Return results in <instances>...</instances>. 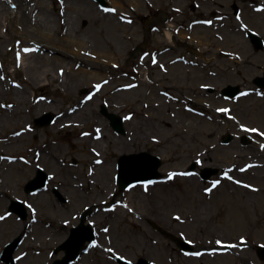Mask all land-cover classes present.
Segmentation results:
<instances>
[{
	"label": "rangeland",
	"instance_id": "1",
	"mask_svg": "<svg viewBox=\"0 0 264 264\" xmlns=\"http://www.w3.org/2000/svg\"><path fill=\"white\" fill-rule=\"evenodd\" d=\"M0 1V72L7 87L0 98V216L13 201L36 209L28 207L26 221L15 214L0 221V252L23 236L17 264H52L64 255L55 250L91 208L88 222H95L98 243L74 264H118L116 252L134 263L264 264L257 253L264 246V137L239 126L264 131V90L253 82L264 69L208 61L211 52L218 54L213 44H226L202 26L190 28L203 18L190 10L199 0H104L117 15L102 14L95 0H40L43 8L38 0ZM243 40L231 37L227 46L248 60ZM29 48L39 52L24 51ZM48 51L61 53L53 54L60 61L46 62ZM228 86L248 94L227 99L222 91ZM104 105L123 118L125 134L112 128ZM48 113L56 115L53 124L37 127L35 119ZM123 149L160 157L162 178L147 190L138 184L118 192ZM37 168L49 184L31 195L24 188ZM208 168L218 172L206 181L201 173ZM172 172L191 175L170 178ZM215 180L220 184L206 193ZM177 238L193 240L191 249L182 250ZM196 252L202 255H191Z\"/></svg>",
	"mask_w": 264,
	"mask_h": 264
},
{
	"label": "flooded vegetation",
	"instance_id": "2",
	"mask_svg": "<svg viewBox=\"0 0 264 264\" xmlns=\"http://www.w3.org/2000/svg\"><path fill=\"white\" fill-rule=\"evenodd\" d=\"M199 3L198 5H192L190 8L192 12L198 11L200 16L203 17L198 20L197 26H202L204 30H210L214 38L221 44H226L224 46H219L216 43L213 44L218 54H213L211 52L212 56H209L208 61L211 63L216 61L221 62L219 61V59H221L227 62L233 61L247 66L250 69H264L262 65L264 62V11L258 10L264 5V0H199ZM105 8H116L117 11L104 12L101 10L103 12L102 14L117 15L118 8L116 6H109L106 2ZM157 13L160 14V11ZM120 17H124V19L120 20L125 23L132 24L133 22L128 16ZM253 19L260 20V24H255ZM208 20H211L212 23H204V21ZM244 25H247V28H245ZM154 29L157 30V28ZM168 32L172 35V31H167V33ZM231 37L244 38L243 42L248 46L245 50L250 56V58H247L248 60L243 57L242 53H238V50L227 46L228 39ZM203 39L205 38L202 36V40ZM200 43L202 44L201 40ZM202 56L203 53L200 51V58ZM259 78L264 79V74L263 76H256L253 82Z\"/></svg>",
	"mask_w": 264,
	"mask_h": 264
},
{
	"label": "water",
	"instance_id": "3",
	"mask_svg": "<svg viewBox=\"0 0 264 264\" xmlns=\"http://www.w3.org/2000/svg\"><path fill=\"white\" fill-rule=\"evenodd\" d=\"M264 87V84L262 85ZM229 93L234 96L238 92V88H229ZM227 90V91H228ZM53 115H47L44 120H37V123L40 125L49 124L53 120ZM111 119L113 122V126L117 131L123 132L122 120L111 115ZM161 166V161L156 157H151L147 154H138L133 156H126L123 157L120 161V174H119V183L121 189L127 187L131 183H136L140 180H154L159 176L158 168ZM205 176L209 177V173ZM46 182L45 175L41 174L36 180L31 182L28 187L27 191L32 189H40ZM16 205V204H14ZM12 210H16V208H12ZM84 226L81 225L79 229L73 231V236L71 239L65 243L59 250H66V257L63 260L57 261L55 264H70L71 262L75 261L82 249L83 244L87 239L93 240L92 233L88 237L81 241H77V232L84 230ZM20 240H17L15 245H12L13 249L8 251V259L10 260L11 253L14 251L15 247H17ZM181 246L184 247L183 244ZM260 256L264 258V249L260 250ZM126 264V263H125ZM138 264H148L146 261L141 260Z\"/></svg>",
	"mask_w": 264,
	"mask_h": 264
},
{
	"label": "snow or ice",
	"instance_id": "4",
	"mask_svg": "<svg viewBox=\"0 0 264 264\" xmlns=\"http://www.w3.org/2000/svg\"><path fill=\"white\" fill-rule=\"evenodd\" d=\"M100 7H101V10L104 11V12H116V11H117L116 8H105L103 5H101ZM258 10H259V11H264V5H262ZM177 11H179V10H177ZM120 19H124V17H120ZM129 22H131V21H129ZM204 23L211 24L212 21H211V20H208V21H204ZM244 27L247 28V25H244ZM24 51H26V52H27V51H31V49H24ZM89 55H91V53H89ZM62 72H63V70L61 69V73H62ZM107 83H108L107 81H103L102 83H98V84H96V85H95L96 90L99 91V90L103 87V85H104V84H107ZM127 86H128V87H131L132 85H127ZM247 94H248V93H242V95H247ZM260 95H261V96H264V93H260ZM88 99H91V96H89ZM7 107H11V106L8 105ZM217 111L222 112V113H228V112H230V110H229L228 108H219V109H217ZM232 118H233V119H236V117H232ZM239 126H240L242 129H245V130L248 131V132H258L259 135H260L261 137H264V131H260V130L257 129V128H248V127H247L246 125H244V124H240ZM96 132L99 133V132H100V129L97 128V129H96ZM83 135H89V133H83ZM153 139H156V138L153 137ZM261 147H264V145H262ZM177 175H185V176H186V175H191V173H187V172H182V173L172 172V173L169 174V177H170V178H174V177H176ZM225 176H226L228 179H233V177L229 176L228 173H225ZM137 182H138L139 184H142V185L144 186L145 190H147L148 185L156 183L155 181H152V180H140V181H137ZM235 183H237V184H241L242 181H240V180H236ZM219 184H220V181H219V180H215V181L212 182V186H211V187H208V188H205L204 191H205L206 193H211V192L213 191V189H214L215 187H217V185H219ZM245 186L248 187V188H253V185H251V184H246ZM255 190L258 191V189H255ZM25 203H27V201H25ZM28 207L32 210V212H35V211H36V209H35L34 207H32L31 204H28ZM125 207H127V205H125ZM6 215H10V213H8V214H6ZM4 219H6V216H0V221H2V220H4ZM175 219L180 220V216L177 215V216L175 217ZM65 223H67V221H65ZM90 223H93V224H94L95 222L93 221V222H90ZM103 231H104L105 233H108V232H109V229L105 227V228L103 229ZM181 235H183V233H182ZM245 239H246L245 237H241V240H245ZM97 243H98L97 241H93V246H96ZM187 243L192 244V243H194V241H193V240H188ZM216 243H217V244H221V243H223V241L217 240ZM235 246H236V245H232V247H235ZM107 251H108V252H116L115 248H113V247H109V248L107 249ZM213 251H215V249H213ZM116 255L118 256V259H119V260H121V261L126 260V264H133V261H132L131 259H127L126 256H124V255H120L118 252H116ZM191 255H202V253H200V252H196V253H191ZM17 259H20V257H17Z\"/></svg>",
	"mask_w": 264,
	"mask_h": 264
},
{
	"label": "bare ground",
	"instance_id": "5",
	"mask_svg": "<svg viewBox=\"0 0 264 264\" xmlns=\"http://www.w3.org/2000/svg\"><path fill=\"white\" fill-rule=\"evenodd\" d=\"M3 1H6V0H3ZM37 1V0H36ZM23 2V0H15L14 1V4H17V3H22ZM38 4H39V6L41 7V8H43L44 7V3L42 2V1H40V0H38ZM0 6L2 7L1 8V10H3V4H2V2L0 1ZM47 18L45 17H43V21L44 22H47ZM34 25L35 26H39V22H38V19L36 20H34ZM167 37L168 38H172V35L168 32L167 33ZM1 41V40H0ZM73 43H75L77 46H78V49H81V48H83L82 47V45H83V43L81 42V41H75V42H73ZM59 56H61L62 54L61 53H57ZM19 60H20V63L22 64L23 63V61H25L24 60V57L23 56H21L20 58H19ZM56 60H59L57 57H56V55H51V54H49V55H46V58H45V61L46 62H50V61H56ZM60 61V60H59ZM23 64H25V63H23ZM82 71H81V73H86L83 69H81ZM89 74L90 75H93L94 74V72H89ZM6 83H5V81H4V78H3V72L1 73L0 72V98H1V96H2V93L6 90ZM45 109H51V105L50 104H48V106H46L45 107ZM40 113H42V111H38L37 112V114H40ZM81 138H83V137H81ZM130 152V150L129 149H123L122 150V153L123 154H126V153H129ZM231 206V204H228V206L227 207H230ZM227 211V210H226ZM224 242L226 243L227 241H223V243H221V245H225L224 244Z\"/></svg>",
	"mask_w": 264,
	"mask_h": 264
}]
</instances>
